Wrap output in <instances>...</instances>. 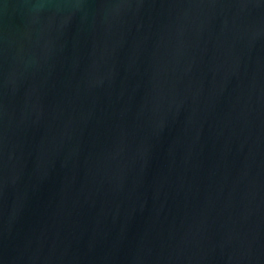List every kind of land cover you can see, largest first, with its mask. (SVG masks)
Listing matches in <instances>:
<instances>
[{
  "label": "water",
  "instance_id": "95a60500",
  "mask_svg": "<svg viewBox=\"0 0 264 264\" xmlns=\"http://www.w3.org/2000/svg\"><path fill=\"white\" fill-rule=\"evenodd\" d=\"M0 264H264V0H0Z\"/></svg>",
  "mask_w": 264,
  "mask_h": 264
}]
</instances>
